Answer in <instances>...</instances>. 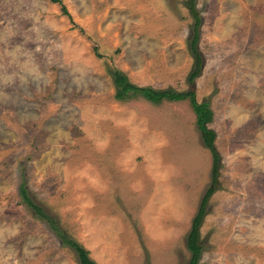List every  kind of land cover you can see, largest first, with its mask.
Wrapping results in <instances>:
<instances>
[{"label":"rangeland","instance_id":"374dc122","mask_svg":"<svg viewBox=\"0 0 264 264\" xmlns=\"http://www.w3.org/2000/svg\"><path fill=\"white\" fill-rule=\"evenodd\" d=\"M189 2L0 0V264H80L22 181L99 264H187L212 153L189 98L119 99L112 71L188 91ZM195 2L221 155L200 264H264V0Z\"/></svg>","mask_w":264,"mask_h":264},{"label":"trees","instance_id":"16d2710c","mask_svg":"<svg viewBox=\"0 0 264 264\" xmlns=\"http://www.w3.org/2000/svg\"><path fill=\"white\" fill-rule=\"evenodd\" d=\"M53 1L61 3L63 11L71 16L65 4L62 3V0ZM189 5L196 21L192 38V50L196 57V65L194 70L190 74L189 80L191 82V88L188 91H178L173 88L157 89L151 85H139L132 82L128 75L118 68H114V70L112 71V77L116 88V97L119 99H130L135 96H142L153 103L159 104L165 100L173 101L189 98L194 108V111L196 113V124L198 130L200 131L201 139L204 145L211 151L213 156V165L211 171L212 182L206 189L200 201L199 208L193 218L192 225L187 237V246L191 252V256L187 264H200L203 252V244L200 240V229L204 217L207 213V203L216 190L219 170L221 166V155L216 145L217 132L209 125V123L213 120L214 112L210 106L209 101H199L197 99L195 78L200 75L204 62L203 56L197 48V44L200 39L199 26L202 19L199 16L195 0H190ZM20 195V201L23 204H26L27 207L32 208L37 216L47 220L50 227L61 238L62 242L65 245L72 247L76 251L80 264H99L90 256L89 250L81 242L68 235V233L60 226L59 222L56 221L51 215H49L41 205L36 203L31 198L26 188L25 181H22L20 183Z\"/></svg>","mask_w":264,"mask_h":264}]
</instances>
